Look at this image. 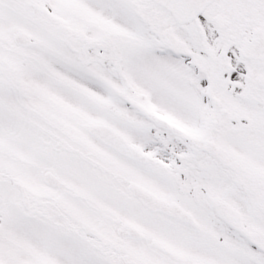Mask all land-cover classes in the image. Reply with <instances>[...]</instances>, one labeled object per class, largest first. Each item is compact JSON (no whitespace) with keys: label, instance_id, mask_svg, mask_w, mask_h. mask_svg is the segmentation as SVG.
I'll return each instance as SVG.
<instances>
[{"label":"snow or ice","instance_id":"snow-or-ice-1","mask_svg":"<svg viewBox=\"0 0 264 264\" xmlns=\"http://www.w3.org/2000/svg\"><path fill=\"white\" fill-rule=\"evenodd\" d=\"M0 264H264V0H0Z\"/></svg>","mask_w":264,"mask_h":264}]
</instances>
